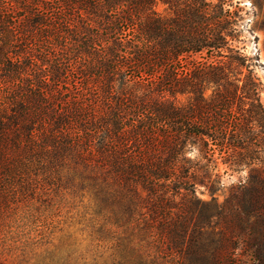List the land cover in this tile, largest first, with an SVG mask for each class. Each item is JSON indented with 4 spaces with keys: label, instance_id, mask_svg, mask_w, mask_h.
Here are the masks:
<instances>
[{
    "label": "trees",
    "instance_id": "16d2710c",
    "mask_svg": "<svg viewBox=\"0 0 264 264\" xmlns=\"http://www.w3.org/2000/svg\"><path fill=\"white\" fill-rule=\"evenodd\" d=\"M241 11L0 0V220L16 264H239L245 206L197 191L213 193L221 163L264 194L262 82ZM64 204L88 214L83 248H50L38 230Z\"/></svg>",
    "mask_w": 264,
    "mask_h": 264
},
{
    "label": "rangeland",
    "instance_id": "374dc122",
    "mask_svg": "<svg viewBox=\"0 0 264 264\" xmlns=\"http://www.w3.org/2000/svg\"><path fill=\"white\" fill-rule=\"evenodd\" d=\"M235 5L242 8L241 38L243 42V52L254 59V69L262 82L260 99L264 106V0L260 4L253 0H231ZM163 6L157 5V10L162 12ZM224 165L219 164L218 171L220 179L214 185L213 193H210L204 186L199 185L197 191L202 201H210L211 206L219 209L221 204L227 200L228 203L235 204L240 201L244 206L242 226L244 237L235 238L236 248L233 256L239 264H264V194L255 189L257 182L248 177L247 169L240 172H223ZM215 179L211 176V180ZM233 217V212H228ZM6 214L0 220V264H16L18 261V251L15 249L17 242L8 240L7 228L9 230V216ZM88 214L80 207L75 205L73 208L62 205L54 210L45 219L41 231L43 240L48 241L50 248L66 246L72 243L74 246L83 248L86 240H89L90 228L86 225ZM15 227V225H13ZM238 231L237 225H231ZM13 229V228H11ZM219 226L215 227L212 239L217 240ZM6 238V239H5ZM43 249L44 246H41ZM39 249V248H38ZM37 249V250H38ZM37 251H35L36 253Z\"/></svg>",
    "mask_w": 264,
    "mask_h": 264
},
{
    "label": "clouds",
    "instance_id": "9594fccd",
    "mask_svg": "<svg viewBox=\"0 0 264 264\" xmlns=\"http://www.w3.org/2000/svg\"><path fill=\"white\" fill-rule=\"evenodd\" d=\"M85 243H87V241H85Z\"/></svg>",
    "mask_w": 264,
    "mask_h": 264
}]
</instances>
